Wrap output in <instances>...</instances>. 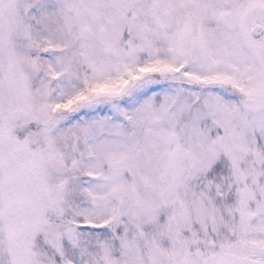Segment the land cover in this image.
Here are the masks:
<instances>
[{
	"label": "snow or ice",
	"instance_id": "snow-or-ice-1",
	"mask_svg": "<svg viewBox=\"0 0 264 264\" xmlns=\"http://www.w3.org/2000/svg\"><path fill=\"white\" fill-rule=\"evenodd\" d=\"M0 264H264V0H0Z\"/></svg>",
	"mask_w": 264,
	"mask_h": 264
}]
</instances>
